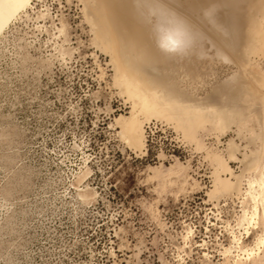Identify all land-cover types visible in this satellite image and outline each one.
Wrapping results in <instances>:
<instances>
[{
	"label": "rangeland",
	"instance_id": "1",
	"mask_svg": "<svg viewBox=\"0 0 264 264\" xmlns=\"http://www.w3.org/2000/svg\"><path fill=\"white\" fill-rule=\"evenodd\" d=\"M200 1L0 0V264H264V0ZM112 43L168 113L144 150Z\"/></svg>",
	"mask_w": 264,
	"mask_h": 264
},
{
	"label": "bare ground",
	"instance_id": "2",
	"mask_svg": "<svg viewBox=\"0 0 264 264\" xmlns=\"http://www.w3.org/2000/svg\"><path fill=\"white\" fill-rule=\"evenodd\" d=\"M200 1V0H199ZM85 3H84V5H83V11H84V14H85V16L88 18V20H89V22H90V24H91V28H92V30H93V38H94V40H96V41H99V42H103L104 43V45L106 44L107 45V36H108V34H107V31H109L108 30V27H109V23H108V21H110V16H109V14H106V13H102V12H100V11H95V12H90L89 10H88V8H87V4H88V2H86V1H84ZM201 2V1H200ZM198 2H197V0H196V4H197ZM200 4V3H199ZM198 4V5H199ZM195 7H196V5H195ZM262 14H263V19H262V21L260 22V24L258 25L259 26V28H258V36H257V39H259V36L261 35V34H264V28L262 29V26H261V23H264V8H262ZM169 17V16H168ZM176 17V16H175ZM175 20V19H174ZM250 20L252 21V22H254L255 23V19L253 18V16H251V18H250ZM161 21H162V19H161ZM164 21V20H163ZM168 21V20H167ZM170 21V20H169ZM177 22V21H176ZM175 22V23H176ZM186 22V21H185ZM172 23V22H171ZM179 23V22H178ZM182 23V22H181ZM166 24V23H165ZM185 24V23H184ZM172 25V24H171ZM181 25H183V24H181ZM176 27H178V25L176 26ZM176 27H174V31H175V29H176ZM182 27V26H181ZM263 27H264V25H263ZM165 28V27H164ZM173 28V27H172ZM179 28V27H178ZM166 29V28H165ZM181 29H183V28H181ZM185 29V28H184ZM167 30V29H166ZM186 30V29H185ZM184 30V31H185ZM173 31V32H174ZM177 31H179V30H177ZM183 31V32H184ZM181 32V31H180ZM178 34V33H177ZM183 34V33H182ZM181 34V35H182ZM161 35V34H160ZM172 35V34H171ZM173 36V35H172ZM175 36V35H174ZM180 36V35H179ZM178 36V37H179ZM183 36V35H182ZM263 37V36H262ZM261 36H260V38H262ZM164 39V38H163ZM173 39H174V37H173ZM175 39H176V37H175ZM174 39V40H175ZM257 39H255V40H257ZM263 39V38H262ZM162 40V39H161ZM261 40V39H260ZM166 42H167V40H165ZM161 42V41H160ZM163 42V41H162ZM171 42V41H170ZM248 43H249V41H248ZM259 43V42H258ZM100 44V43H99ZM164 44H166V43H164ZM123 46V45H122ZM168 46V45H167ZM109 47V46H108ZM108 50H110V54H111V62H112V66H113V69H114V73H115V76H116V79H117V77L119 78V85H120V87H121V89L123 90V91H126L127 92V94H128V99H129V101H130V118L126 121V122H124V123H122L121 124V131H122V133L127 137V139L131 142V143H133V144H135L137 147H139L140 149H142V150H144L145 149V141H146V136H145V130H144V124H143V121L145 120V119H147V117H152V116H156V117H159V118H166L168 115V113L166 114V113H162V107H163V104L164 103H162V100L161 99H159L160 97H161V95H159V97H158V99H156V95L157 94H159L160 93V90H157V87H158V84L156 83L153 87H150L151 89L152 88H154V90L156 91L157 90V92H154V90H153V92L155 93V95H153V94H151L150 92H152L150 89H148V87L147 86H145L144 85V83H140L137 79H138V77H137V74H136V72L135 71H133V70H131V69H127L128 68V66H127V68L126 67H123L122 66V51H123V48L121 47V45L120 44H114V43H112V45H111V47H109V49ZM123 63H124V61H123ZM124 65V64H123ZM129 65V64H128ZM125 66V65H124ZM256 67V66H255ZM124 69V71L127 69V70H130V71H127V72H123V69ZM259 69V68H258ZM143 79H144V77H143ZM118 80V79H117ZM250 85L252 86H250V88H252L253 90H251V91H256L254 88H253V86H257L258 88L259 87H261V88H264V78L263 77H257V78H255V80L253 81H251V83H250ZM257 88V89H258ZM250 91V92H251ZM253 92V93H254ZM258 92V91H257ZM157 93V94H156ZM163 93V92H162ZM247 94H249V92L247 93ZM251 95H252V92H251ZM254 95H255V93H254ZM257 95V94H256ZM168 96V99H169V95H167ZM254 97V96H253ZM164 98H166V95L164 96ZM259 100H263L264 99V92L263 93H259ZM171 99H172V97H171ZM173 100V99H172ZM176 100V99H175ZM254 100V99H253ZM166 101V99L164 100V102ZM168 102V101H167ZM171 102V101H170ZM169 102V103H170ZM176 102V101H175ZM174 102V104H176ZM166 103V102H165ZM178 103V102H177ZM180 103H183V102H180ZM180 103L178 104L179 106H180ZM167 104V103H166ZM170 104H172V103H170ZM173 104V105H174ZM182 106H183V104H181ZM261 105V104H260ZM176 105H174V107H175ZM182 106L180 107V108H182ZM172 107V106H171ZM170 107V108H171ZM213 107L214 108H216L215 107V105H213ZM212 107V108H213ZM217 107H218V105H217ZM219 107H221V106H219ZM166 108V107H165ZM179 108V107H178ZM177 108V109H178ZM202 108V107H201ZM201 108H200V110H201ZM204 108V109H203ZM202 108V110H205V107H203ZM173 109V108H172ZM177 109H175V110H177ZM184 109V108H183ZM225 109V108H224ZM166 110V109H165ZM169 110V109H168ZM200 110H198L199 112H200ZM207 110H209L208 109V107H207ZM220 110H222V108H220ZM262 110V109H261ZM180 111H182V110H180ZM209 111H211V110H209ZM213 111V110H212ZM211 111V112H212ZM217 111V110H216ZM225 111V110H224ZM227 111V110H226ZM175 112V111H174ZM173 112V113H174ZM179 111H177V113H178ZM206 112V111H205ZM204 112V113H205ZM211 112H208V113H211ZM219 111H217V113H218ZM221 112V111H220ZM220 112H219V117L218 118H220ZM185 113H186V111H185ZM185 113H183L184 115H186ZM203 113V112H202ZM203 113V114H204ZM213 113V112H212ZM215 113V112H214ZM216 113V114H217ZM222 113V112H221ZM224 113V112H223ZM174 114H176V113H174ZM180 114H182V113H180ZM188 114H190L189 112H188ZM193 114L194 113H192V118H193ZM200 113H197V115H199ZM172 114H170V116H171ZM175 116V115H174ZM177 116V115H176ZM175 116V117H176ZM187 116H189V115H187ZM195 116V115H194ZM200 116H201V114H200ZM207 116H208V114H207ZM221 116H223V115H221ZM149 117V118H150ZM181 116H179V118H180ZM191 117V116H190ZM199 117V116H198ZM209 117V116H208ZM207 117V118H208ZM197 118V117H196ZM126 119V118H125ZM195 119V118H194ZM198 119V118H197ZM223 119V118H222ZM172 120V119H171ZM181 120V119H180ZM182 120H185V118L184 119H182ZM200 120V119H199ZM205 120V119H204ZM208 120V119H207ZM174 121V120H173ZM194 121H196V119L194 120ZM197 123H198V121H197ZM206 123V122H205ZM205 123H202V126L203 125H205ZM175 127H177V128H179L180 127V125H179V122L176 120V121H174L173 123H172ZM183 124V123H182ZM201 123H199L198 125H200ZM263 126H264V124H263ZM124 136V137H125ZM125 137V138H126ZM130 144V143H129ZM224 161V160H223ZM221 162V161H220ZM219 164V163H218ZM220 164H222V163H220ZM222 166V165H221ZM220 166V167H221ZM228 168V167H227ZM220 171V170H219ZM229 173V171L227 172V174ZM220 174H223V172L222 173H220ZM218 176H219V174H218ZM221 176H223V175H221ZM216 177H217V175H216ZM222 178H224V177H222ZM221 179V178H220ZM218 180V178L216 179V181ZM222 180H224V179H222ZM220 181V180H219Z\"/></svg>",
	"mask_w": 264,
	"mask_h": 264
}]
</instances>
